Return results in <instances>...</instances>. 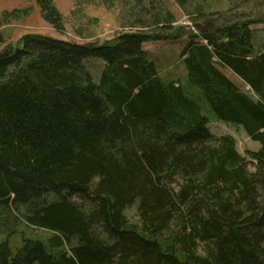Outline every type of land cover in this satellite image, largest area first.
Returning a JSON list of instances; mask_svg holds the SVG:
<instances>
[{
    "label": "trees",
    "instance_id": "obj_1",
    "mask_svg": "<svg viewBox=\"0 0 264 264\" xmlns=\"http://www.w3.org/2000/svg\"><path fill=\"white\" fill-rule=\"evenodd\" d=\"M34 2L63 28L52 0ZM194 10L187 31H166L167 11L103 42L24 34L0 48V264H264V47L251 28L264 17ZM184 35L187 82L258 150L213 134L142 48ZM88 58L103 61L98 79Z\"/></svg>",
    "mask_w": 264,
    "mask_h": 264
},
{
    "label": "rangeland",
    "instance_id": "obj_2",
    "mask_svg": "<svg viewBox=\"0 0 264 264\" xmlns=\"http://www.w3.org/2000/svg\"><path fill=\"white\" fill-rule=\"evenodd\" d=\"M62 16L63 28L55 29L41 16L40 7L34 0H0V35L3 41L0 48L7 43L15 42L24 34L49 35L63 40L74 42H103L125 30L142 28L141 25L151 23L157 13L169 12L172 22L166 31L172 32L173 28H190L191 18L196 16L195 8L205 12L229 11L238 15L264 17V0H189L181 7L177 0H52ZM27 10L19 17L5 20L4 13L12 10ZM253 40L256 45L264 47V21L251 25ZM144 29V28H143ZM184 35L178 39L152 40L142 44L149 59L156 62L159 75L165 80H173L185 91L191 100L200 108V113L209 118L208 127L215 135L229 134L235 139L236 149L245 156L246 150H258L260 142L251 140L239 125L214 119V113L205 99L202 91L187 82L186 70L179 58V52L185 43ZM86 67L98 79L103 61L88 58ZM223 72L235 82L243 91L250 93L248 86L228 69ZM249 170L253 166L249 164ZM127 218L131 221L138 220L136 204L125 209ZM10 220H14L10 218ZM4 227L0 225V230ZM0 231V237L2 235ZM34 235L42 234L39 229L32 231ZM13 246L18 244L19 237L10 238Z\"/></svg>",
    "mask_w": 264,
    "mask_h": 264
},
{
    "label": "crops",
    "instance_id": "obj_3",
    "mask_svg": "<svg viewBox=\"0 0 264 264\" xmlns=\"http://www.w3.org/2000/svg\"><path fill=\"white\" fill-rule=\"evenodd\" d=\"M230 71V70H229Z\"/></svg>",
    "mask_w": 264,
    "mask_h": 264
}]
</instances>
